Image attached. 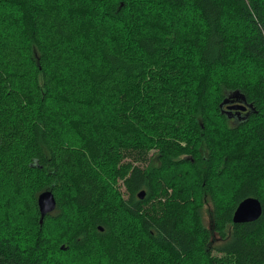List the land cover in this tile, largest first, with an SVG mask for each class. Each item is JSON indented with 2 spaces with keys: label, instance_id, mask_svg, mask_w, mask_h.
Returning a JSON list of instances; mask_svg holds the SVG:
<instances>
[{
  "label": "trees",
  "instance_id": "obj_1",
  "mask_svg": "<svg viewBox=\"0 0 264 264\" xmlns=\"http://www.w3.org/2000/svg\"><path fill=\"white\" fill-rule=\"evenodd\" d=\"M0 264H264V0H0Z\"/></svg>",
  "mask_w": 264,
  "mask_h": 264
},
{
  "label": "water",
  "instance_id": "obj_2",
  "mask_svg": "<svg viewBox=\"0 0 264 264\" xmlns=\"http://www.w3.org/2000/svg\"><path fill=\"white\" fill-rule=\"evenodd\" d=\"M236 97L240 99V102L232 104ZM225 105H227L226 108H224ZM220 107L222 108V112H225L228 117H231V110H235L237 114H240L242 111H246L247 108H251L252 105L246 103L244 95H238L237 92H234L222 100ZM246 115H248V112L245 113V116ZM143 195V191L138 193L140 198H142ZM37 205L40 213L39 222L42 224L45 215L52 212L56 207V200L52 191L45 190L40 192L37 196ZM261 212V202L258 198L249 196L238 203L233 211L232 221L234 223L254 221L260 216Z\"/></svg>",
  "mask_w": 264,
  "mask_h": 264
},
{
  "label": "flooded vegetation",
  "instance_id": "obj_3",
  "mask_svg": "<svg viewBox=\"0 0 264 264\" xmlns=\"http://www.w3.org/2000/svg\"><path fill=\"white\" fill-rule=\"evenodd\" d=\"M238 102H240L238 99H234L232 104L238 103ZM226 107H227V105L224 106V108H226ZM248 110H249V108H247L246 111H242L240 114H237L235 110H231V117L230 118L231 119H241V118H243V116L245 115V113Z\"/></svg>",
  "mask_w": 264,
  "mask_h": 264
},
{
  "label": "rangeland",
  "instance_id": "obj_4",
  "mask_svg": "<svg viewBox=\"0 0 264 264\" xmlns=\"http://www.w3.org/2000/svg\"><path fill=\"white\" fill-rule=\"evenodd\" d=\"M204 220H205L206 222H208V221H209V219H208V216H207V214H206V213H204Z\"/></svg>",
  "mask_w": 264,
  "mask_h": 264
}]
</instances>
